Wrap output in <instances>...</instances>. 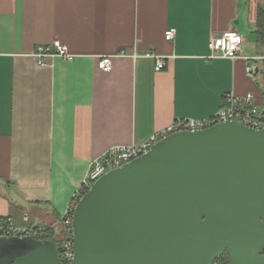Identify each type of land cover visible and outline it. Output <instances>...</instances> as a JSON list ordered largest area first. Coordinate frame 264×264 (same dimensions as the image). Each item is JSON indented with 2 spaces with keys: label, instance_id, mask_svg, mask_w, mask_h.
Returning <instances> with one entry per match:
<instances>
[{
  "label": "crops",
  "instance_id": "crops-1",
  "mask_svg": "<svg viewBox=\"0 0 264 264\" xmlns=\"http://www.w3.org/2000/svg\"><path fill=\"white\" fill-rule=\"evenodd\" d=\"M259 8L264 0H0V218L52 226L111 148L212 116L226 94L263 105ZM229 30L243 38L239 58H210L211 37ZM55 41L74 60L39 66L34 48Z\"/></svg>",
  "mask_w": 264,
  "mask_h": 264
},
{
  "label": "water",
  "instance_id": "water-1",
  "mask_svg": "<svg viewBox=\"0 0 264 264\" xmlns=\"http://www.w3.org/2000/svg\"><path fill=\"white\" fill-rule=\"evenodd\" d=\"M174 133L76 204L70 264H264V118ZM0 264H62L52 241L0 238Z\"/></svg>",
  "mask_w": 264,
  "mask_h": 264
},
{
  "label": "built area",
  "instance_id": "built-area-1",
  "mask_svg": "<svg viewBox=\"0 0 264 264\" xmlns=\"http://www.w3.org/2000/svg\"><path fill=\"white\" fill-rule=\"evenodd\" d=\"M175 36L174 29H168L164 33V39L171 42ZM243 38L236 30H229L219 35L211 37L209 42L210 58H226L235 60L239 58ZM31 56L37 61L39 66H45L46 58H61L64 61L72 62L74 56L69 54L67 48L55 41L49 46H37ZM119 56H124L120 53ZM156 59V70L163 68V61ZM264 61V57L259 58ZM111 56H104L98 60L97 67L102 72L111 70ZM251 66H246V74L253 77L254 72ZM264 104L257 105L252 95L236 97L233 94H226L223 97V105L212 116L202 120L177 119L167 128L154 133L143 144L139 146L114 147L105 152L90 167L88 173L83 178L79 187L75 190L68 210L56 224L28 225V218L24 216L26 223L24 226H15L11 219L0 226V238H24L29 237L38 241H52L58 247L59 260L62 264H70L73 261V244L71 236V223L73 210L90 188V186L100 179L105 173L112 171L126 163L145 154L148 149L162 139L178 132H194L204 130L224 122H235L246 128L260 130L263 128Z\"/></svg>",
  "mask_w": 264,
  "mask_h": 264
},
{
  "label": "trees",
  "instance_id": "trees-1",
  "mask_svg": "<svg viewBox=\"0 0 264 264\" xmlns=\"http://www.w3.org/2000/svg\"><path fill=\"white\" fill-rule=\"evenodd\" d=\"M257 27L258 36L260 39H264V9L259 8L257 11ZM6 218H0V226L6 223ZM214 264H227V257L224 255L217 259Z\"/></svg>",
  "mask_w": 264,
  "mask_h": 264
},
{
  "label": "rangeland",
  "instance_id": "rangeland-1",
  "mask_svg": "<svg viewBox=\"0 0 264 264\" xmlns=\"http://www.w3.org/2000/svg\"><path fill=\"white\" fill-rule=\"evenodd\" d=\"M30 226H31V224H29ZM22 226H24V225H22Z\"/></svg>",
  "mask_w": 264,
  "mask_h": 264
}]
</instances>
